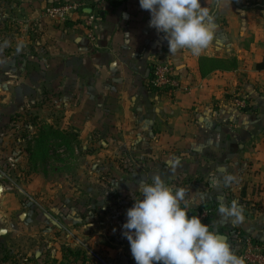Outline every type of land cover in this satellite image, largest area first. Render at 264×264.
<instances>
[{"label": "crops", "instance_id": "crops-1", "mask_svg": "<svg viewBox=\"0 0 264 264\" xmlns=\"http://www.w3.org/2000/svg\"><path fill=\"white\" fill-rule=\"evenodd\" d=\"M75 1L85 3L83 13L63 23L41 14L47 5ZM200 2L209 12L214 34L198 57L187 48L170 54L164 35L149 26L150 13L138 0H14L13 5L31 13L36 36L48 52L47 57L32 58L36 69L27 70L66 73L67 104L80 112L95 111L88 118L106 119L107 126L119 130L132 118L157 127L155 133L117 140L146 143L141 154L160 159L152 170L173 175L169 184L184 178L188 182L191 174L211 175L204 184L200 176L189 180L193 185H185L195 189L185 196L190 209L208 204L212 215L204 224L225 235L232 250L235 230L264 246V0ZM90 28L93 40L88 38ZM204 58L222 60L223 68L202 70ZM162 61L176 67L188 87L186 93L164 91L167 96L149 87L152 65ZM3 64L0 73L5 75L25 71L15 63ZM233 96L245 97L247 107H234ZM183 104L189 106L191 120H185ZM176 160L179 165H174ZM229 174L236 179L225 186L223 177ZM212 180H220L219 186ZM233 200L244 210L238 224L218 213L221 204L230 206Z\"/></svg>", "mask_w": 264, "mask_h": 264}, {"label": "rangeland", "instance_id": "rangeland-1", "mask_svg": "<svg viewBox=\"0 0 264 264\" xmlns=\"http://www.w3.org/2000/svg\"><path fill=\"white\" fill-rule=\"evenodd\" d=\"M13 3L0 0V70L6 61L25 71L0 73V264H80L65 249L83 246L100 264H135L121 225L141 196L139 182H151L160 159L141 154L144 142L117 138L155 133L157 127L132 118L119 130L107 126L106 119L88 118L95 111L80 112L67 104L66 73L27 70L36 69L32 58L48 52L36 36L31 13L18 11ZM20 42L23 48L17 52ZM183 106L185 120H191L189 106ZM42 124L67 133L71 144V151L50 152L46 165L28 157ZM133 148L140 152L132 154ZM160 176L186 194L195 191L185 186L195 183L189 180L204 176V184L211 177L191 174L188 182L169 184L173 175Z\"/></svg>", "mask_w": 264, "mask_h": 264}, {"label": "clouds", "instance_id": "clouds-1", "mask_svg": "<svg viewBox=\"0 0 264 264\" xmlns=\"http://www.w3.org/2000/svg\"><path fill=\"white\" fill-rule=\"evenodd\" d=\"M142 10L150 13L149 26L164 35L170 54L187 48L200 56L213 40L214 25L200 0H138ZM4 46H7L5 41ZM23 42L17 44L20 52ZM179 160L174 165H179ZM229 174L223 177L225 186L235 181ZM219 186L220 180H212ZM141 196L126 210L122 234L129 242L135 264H244L226 239L221 238L198 216L186 211V192L173 190L158 174L151 182L140 181ZM243 206L233 200L221 204L218 213L233 223L244 220Z\"/></svg>", "mask_w": 264, "mask_h": 264}, {"label": "built area", "instance_id": "built-area-1", "mask_svg": "<svg viewBox=\"0 0 264 264\" xmlns=\"http://www.w3.org/2000/svg\"><path fill=\"white\" fill-rule=\"evenodd\" d=\"M101 2H119L123 0H100ZM85 3L80 1L57 3L47 5L43 8L41 14L43 17L63 23L72 15L79 13L85 7ZM94 16L87 18V25L92 24ZM88 38L93 40L91 28L89 29ZM149 87L166 91L170 94L177 95L186 93L188 87L184 84L176 67L170 61H162L152 65L151 74L148 79ZM231 103L238 109H244L248 103L245 97L233 96ZM185 204L181 203V207ZM186 211L189 215L198 216L204 223L212 215V208L208 204H201L195 209L187 206ZM234 248L233 251L238 257L244 259V264H264V246L260 244L254 237L249 234L235 230L232 234Z\"/></svg>", "mask_w": 264, "mask_h": 264}, {"label": "trees", "instance_id": "trees-1", "mask_svg": "<svg viewBox=\"0 0 264 264\" xmlns=\"http://www.w3.org/2000/svg\"><path fill=\"white\" fill-rule=\"evenodd\" d=\"M83 13V11H80ZM65 22V21H64ZM200 63V68L203 70H211L213 68H223L222 60L215 58H204ZM204 75L205 73H201ZM153 89V88H152ZM243 110V109H242ZM33 144L29 150L28 157L32 163L39 162L41 165H46L51 154L62 150L71 151L70 139L68 134L55 129L52 125L42 124L38 127L37 134L32 140ZM65 252L73 256L74 261L80 264H100L97 261L89 258L82 249L67 248Z\"/></svg>", "mask_w": 264, "mask_h": 264}, {"label": "water", "instance_id": "water-1", "mask_svg": "<svg viewBox=\"0 0 264 264\" xmlns=\"http://www.w3.org/2000/svg\"><path fill=\"white\" fill-rule=\"evenodd\" d=\"M3 190H4L3 186L0 185V194L3 192ZM218 235H219L221 238L226 239V236H225V235H223V234H218Z\"/></svg>", "mask_w": 264, "mask_h": 264}]
</instances>
